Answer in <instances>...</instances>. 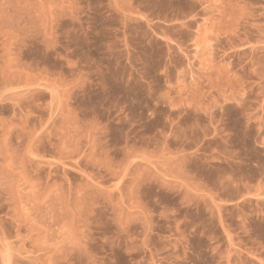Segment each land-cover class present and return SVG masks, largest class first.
<instances>
[{
    "label": "rangeland",
    "instance_id": "obj_1",
    "mask_svg": "<svg viewBox=\"0 0 264 264\" xmlns=\"http://www.w3.org/2000/svg\"><path fill=\"white\" fill-rule=\"evenodd\" d=\"M0 264H264V0H0Z\"/></svg>",
    "mask_w": 264,
    "mask_h": 264
}]
</instances>
